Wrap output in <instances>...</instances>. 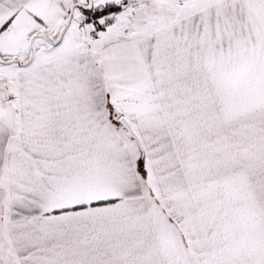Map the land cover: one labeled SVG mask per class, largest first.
<instances>
[{
    "label": "snow or ice",
    "instance_id": "1",
    "mask_svg": "<svg viewBox=\"0 0 264 264\" xmlns=\"http://www.w3.org/2000/svg\"><path fill=\"white\" fill-rule=\"evenodd\" d=\"M0 264H264V0H0Z\"/></svg>",
    "mask_w": 264,
    "mask_h": 264
}]
</instances>
